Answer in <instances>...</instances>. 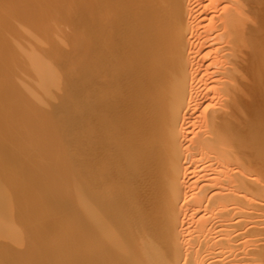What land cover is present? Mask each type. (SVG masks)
Here are the masks:
<instances>
[{"label": "bare ground", "instance_id": "obj_1", "mask_svg": "<svg viewBox=\"0 0 264 264\" xmlns=\"http://www.w3.org/2000/svg\"><path fill=\"white\" fill-rule=\"evenodd\" d=\"M0 264H264V0H0Z\"/></svg>", "mask_w": 264, "mask_h": 264}]
</instances>
